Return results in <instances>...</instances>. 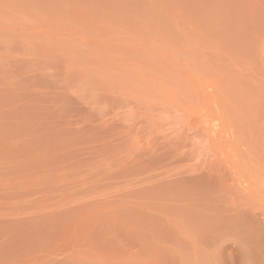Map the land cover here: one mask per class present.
Instances as JSON below:
<instances>
[{
  "label": "rangeland",
  "instance_id": "374dc122",
  "mask_svg": "<svg viewBox=\"0 0 264 264\" xmlns=\"http://www.w3.org/2000/svg\"><path fill=\"white\" fill-rule=\"evenodd\" d=\"M0 264H264V0H0Z\"/></svg>",
  "mask_w": 264,
  "mask_h": 264
}]
</instances>
